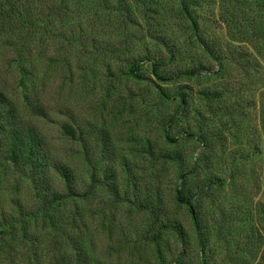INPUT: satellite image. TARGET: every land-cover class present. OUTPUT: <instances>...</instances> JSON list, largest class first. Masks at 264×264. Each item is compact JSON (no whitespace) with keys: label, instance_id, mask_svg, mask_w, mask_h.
Wrapping results in <instances>:
<instances>
[{"label":"rangeland","instance_id":"obj_1","mask_svg":"<svg viewBox=\"0 0 264 264\" xmlns=\"http://www.w3.org/2000/svg\"><path fill=\"white\" fill-rule=\"evenodd\" d=\"M0 92L75 191L0 153V264H264V0H0Z\"/></svg>","mask_w":264,"mask_h":264},{"label":"trees","instance_id":"obj_2","mask_svg":"<svg viewBox=\"0 0 264 264\" xmlns=\"http://www.w3.org/2000/svg\"><path fill=\"white\" fill-rule=\"evenodd\" d=\"M205 49H209L206 44H204ZM210 50V49H209ZM212 57L215 55L211 51ZM220 64V63H219ZM134 64L131 66V72H134ZM221 70H216V74H220ZM159 75V74H158ZM205 96L214 100L220 99L222 95L219 92H213L212 97L208 93H204ZM185 98H181V104L184 105ZM14 116L12 112L7 109L6 97L4 94L0 92V153H5L6 158L10 163L16 167L19 171L24 169H28L32 175L33 181L35 183L36 176L40 173V171L45 167V155L43 151V147L38 135L31 128H23L17 126H10L9 121L13 120ZM10 127V128H8ZM64 132L66 135H70L72 137L75 136L74 130L71 126L63 125ZM4 137V138H3ZM6 141H5V140ZM59 176L61 177L63 184L65 186L66 192L60 193L58 191H53L52 193L47 189L48 193L45 194V188L40 185V180L38 179V183H35V189L40 196V206L41 210L39 212L43 213L45 217H49V210L53 207L54 204H58L62 202L66 198L72 197L75 193L74 189V180L70 171L64 169L63 167H59L57 169ZM183 182V178H182ZM182 182L178 189L175 191V197L178 202L181 204L187 205L189 208H192V200L191 196L186 195L184 190L182 189ZM45 194V196H44ZM21 218L13 220L11 217L8 220L4 221L2 227L11 228L9 235L14 234V227L16 224H23L24 216L20 215ZM23 216V217H22ZM195 216V225L196 227H200L198 225V220H196ZM178 226L172 225L170 227L171 230H177L180 233V229H177ZM168 229V226L165 224L158 226V237ZM5 238H0V252L5 247ZM67 258H63L62 262L59 264H66L68 261ZM69 264H81V261L76 258L75 260H71L68 262Z\"/></svg>","mask_w":264,"mask_h":264}]
</instances>
